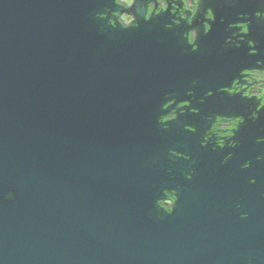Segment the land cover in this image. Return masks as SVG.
I'll use <instances>...</instances> for the list:
<instances>
[{"label":"water","instance_id":"obj_1","mask_svg":"<svg viewBox=\"0 0 264 264\" xmlns=\"http://www.w3.org/2000/svg\"><path fill=\"white\" fill-rule=\"evenodd\" d=\"M254 1L224 5L190 44L160 15L124 27L118 0H0V264L253 259L262 215L227 179L233 161L181 116L159 119L211 103L248 61L221 35Z\"/></svg>","mask_w":264,"mask_h":264},{"label":"flooded vegetation","instance_id":"obj_2","mask_svg":"<svg viewBox=\"0 0 264 264\" xmlns=\"http://www.w3.org/2000/svg\"><path fill=\"white\" fill-rule=\"evenodd\" d=\"M233 1L146 0L141 7L140 0H118L124 9L116 16L127 28L134 26L140 13L147 19L160 15L184 30L187 41L193 44L200 32L209 30L214 12L224 10V5L233 7ZM249 13H253L252 18L237 16L221 35L223 48L243 52L248 60H232L227 87L218 91L209 104L167 103L159 122L167 124L181 116L190 126L185 130L195 132L201 148L219 157L222 165L233 161L227 179L241 182L237 186L247 191L251 209L262 215L259 242L253 243L258 247L247 264H264V0H255ZM209 96L204 95L206 99ZM175 200L170 192L158 204L170 212Z\"/></svg>","mask_w":264,"mask_h":264},{"label":"snow or ice","instance_id":"obj_3","mask_svg":"<svg viewBox=\"0 0 264 264\" xmlns=\"http://www.w3.org/2000/svg\"><path fill=\"white\" fill-rule=\"evenodd\" d=\"M247 31V30H246ZM252 182V184H254L255 183V181H251Z\"/></svg>","mask_w":264,"mask_h":264},{"label":"trees","instance_id":"obj_4","mask_svg":"<svg viewBox=\"0 0 264 264\" xmlns=\"http://www.w3.org/2000/svg\"><path fill=\"white\" fill-rule=\"evenodd\" d=\"M115 17L118 19V17L115 15Z\"/></svg>","mask_w":264,"mask_h":264}]
</instances>
